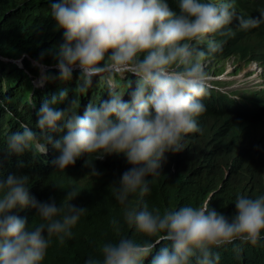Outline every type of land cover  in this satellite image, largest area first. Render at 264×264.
Segmentation results:
<instances>
[{
  "label": "clouds",
  "instance_id": "clouds-1",
  "mask_svg": "<svg viewBox=\"0 0 264 264\" xmlns=\"http://www.w3.org/2000/svg\"><path fill=\"white\" fill-rule=\"evenodd\" d=\"M51 17L65 39L56 65L60 79L69 80L78 71L83 92L93 77L103 75L108 88L107 97L89 103L83 115L77 97L69 107H57L67 98L66 89L41 104L36 127L58 134L47 137L58 153L51 164L64 171L86 154L85 166L96 176L95 160L123 155L130 167L112 195L125 206L126 224L145 238L121 236L102 245L101 258L89 257L85 264H144L149 256L150 264H219L215 249L233 245L239 254L243 244L258 245L264 239V195L237 194L231 217L214 207L192 205L161 214L146 204L137 207L130 198L150 192L148 178L159 175L167 154L182 152L184 138L202 131L198 118L207 110L202 100L209 93L204 58L222 51L235 35L229 27L234 19L237 28L248 31L264 23V12L236 16L229 0H178V12L168 0H57ZM129 73L136 83L125 101L114 91V80ZM37 141V133L23 125L7 137V149L20 155L36 144L46 152ZM24 167L17 162V168ZM29 179L16 172L0 179V264H42L53 237L61 244L71 238L86 211L72 203L74 189L59 206L54 199L37 200L30 195ZM29 207L38 223L29 225L13 214Z\"/></svg>",
  "mask_w": 264,
  "mask_h": 264
},
{
  "label": "trees",
  "instance_id": "trees-1",
  "mask_svg": "<svg viewBox=\"0 0 264 264\" xmlns=\"http://www.w3.org/2000/svg\"><path fill=\"white\" fill-rule=\"evenodd\" d=\"M242 9H250L255 5L259 10V4L248 0H235ZM57 0H27L16 7H8L0 13L2 29H0V57L14 62L20 59L22 54H27L29 59H24L23 67L18 64L4 61L0 58V179L6 178L9 173L26 174L29 176V192L39 201L55 200L59 206L67 195V190L59 184L58 175L63 172L54 169L51 161L58 153L48 142L47 137L58 138V134L52 131H41L36 127L37 112L41 104L48 101L59 91L67 90V98L57 107L67 108L73 98L77 97L80 104L78 114L83 115L89 103L98 104L108 95V88L100 77L92 83V88L80 91L81 81L79 73L74 72L69 80H61L58 69H55L56 48L64 43L63 30H57L55 21L51 17V5ZM169 7L178 12V0H168ZM17 8V9H11ZM4 18V19H3ZM251 31V30H248ZM239 32L233 37L227 38L223 44V50L216 52V56L233 55L240 44L242 34ZM220 39H223L220 37ZM206 50V48H205ZM43 58L41 59V54ZM30 62H37L48 67H53L45 73L40 72L37 66ZM36 67V68H35ZM34 76L41 81L42 88L32 85ZM42 75V76H40ZM121 82V81H120ZM123 90L115 91L125 95V101L130 100L129 93L135 88V77L128 74L127 80L121 82ZM80 96V98H78ZM202 103L206 105V112L199 120L206 122H225V126L213 138L212 145L223 147L229 134L234 133L241 125L257 124L264 120V107L258 104H244L240 102H228L220 95L209 91L203 98ZM220 124V123H219ZM27 125L37 133V144L44 145V152L36 144L31 151L17 155L9 153L7 149V137L13 132L21 131L22 126ZM220 136L221 138H217ZM207 155L206 167L201 171L202 161L198 160L195 172L194 186L190 191L184 188L187 182L177 184L168 182L166 177H149L151 181L150 192L141 197L130 198V203L142 208L145 204L149 209H158L161 214L166 211L178 209L181 206L192 205L199 207L209 194L217 198L211 200L208 208H216L226 216L231 217L235 212V198L242 194L234 190L232 186L218 181V162L222 158L211 149ZM224 157V156H223ZM245 147L241 149L236 162L244 164L249 159ZM23 161L24 168H17V162ZM216 161H218L216 163ZM235 163L233 167H238ZM80 167V158L75 165L65 169L76 170ZM130 166L124 165L110 178L104 180L96 187L73 188L76 192V200L72 203L77 207H86L85 213L78 223L72 228L73 236L65 238L61 244L55 237L47 251L42 264H85L89 257L101 258L100 249L103 244L114 242L121 236L132 238L138 241L145 239L137 233L134 228L129 227L123 219L124 205H121L112 195L114 185L119 181L122 173ZM200 171L202 172L201 174ZM72 189V190H73ZM264 193V192H262ZM261 193V194H262ZM250 198H255L251 195ZM13 214L26 218L28 224L39 222L35 209L31 207L23 210H14ZM116 221L113 224V221ZM264 236V233H262ZM236 243H239L238 241ZM159 247V246H158ZM242 251L236 254L233 245H226L215 249L220 254L219 264H264V239L258 245L243 244ZM151 256L146 258L144 264H150Z\"/></svg>",
  "mask_w": 264,
  "mask_h": 264
},
{
  "label": "rangeland",
  "instance_id": "rangeland-1",
  "mask_svg": "<svg viewBox=\"0 0 264 264\" xmlns=\"http://www.w3.org/2000/svg\"><path fill=\"white\" fill-rule=\"evenodd\" d=\"M27 0H0V13L7 10L8 7H16L23 4ZM250 2L258 3L259 10H256L254 5L250 9H242L235 0H229L233 4L236 16H259L264 12V0H248ZM214 3H220L222 0H212ZM17 9V8H11ZM4 19V18H3ZM3 20L0 19V29ZM238 21L233 20L231 27L237 35L239 32H245L237 28ZM247 33L242 34V38L237 51L227 56H216L217 53H209L202 61L204 71L209 76V91L220 95L228 102H240L244 104H258L261 108L264 107V23L255 29H250ZM233 37V36H232ZM216 40H221L219 36L213 37ZM224 39V38H223ZM202 47L206 48V45ZM57 57L59 56L60 48L55 51ZM3 59V57H0ZM29 59L27 54H22L20 59L14 61L20 67H23L24 59ZM58 60V58H56ZM4 61H10L3 59ZM11 62L10 63H14ZM58 61H56L57 63ZM34 68L37 66L40 72L45 73L47 70L53 69L46 65L30 62ZM57 65V64H56ZM36 68V67H35ZM58 69L57 66L54 67ZM79 73L78 71H74ZM73 72V73H74ZM130 75V73H129ZM42 76V75H40ZM132 76V75H131ZM33 80L32 85L42 88L44 85L41 81H37L34 76H30ZM128 74L124 77L117 76L114 80V91L124 89L121 82L127 80ZM104 80V76L100 77ZM99 77H93V83ZM121 81V82H120ZM92 86V84H91ZM88 87V89L92 87ZM122 95V98L125 95ZM80 98V96H78ZM239 104V103H238ZM220 123V124H219ZM201 132L191 133L184 138V150L175 154H167V161L163 164L158 177L165 178L168 182H175L183 184L187 182L188 185L184 187L187 192L190 191L191 186H194L198 175L195 174L198 160L202 161L200 166H203L201 171H204L208 160L206 153L214 149L216 154L222 158L218 162V181L223 184L232 186L234 190H238L244 195H251L257 197L264 195V120L257 124L241 125L234 133L229 134L226 144L219 148L213 146V138L225 126V122H206L199 120ZM217 138H221L217 136ZM44 146V145H43ZM45 147V146H44ZM245 147L246 152L250 156L244 164L236 162L241 149ZM224 156V157H223ZM85 154L80 158V167L76 170H67L61 172L59 177V184L67 190L73 188L96 187L104 180L110 178L113 174L119 171L121 167L128 164L123 155L106 156L103 160H95L96 171L99 175H91V169L85 166ZM238 163V167H233ZM129 165V164H128ZM130 166V165H129ZM200 171L199 174L202 172ZM157 176V175H156ZM262 193V194H261ZM249 197V196H248ZM217 198L215 192L208 194L204 202L199 207H207L211 204V200ZM76 200V197L73 199Z\"/></svg>",
  "mask_w": 264,
  "mask_h": 264
},
{
  "label": "water",
  "instance_id": "water-1",
  "mask_svg": "<svg viewBox=\"0 0 264 264\" xmlns=\"http://www.w3.org/2000/svg\"><path fill=\"white\" fill-rule=\"evenodd\" d=\"M81 161V160H80Z\"/></svg>",
  "mask_w": 264,
  "mask_h": 264
}]
</instances>
